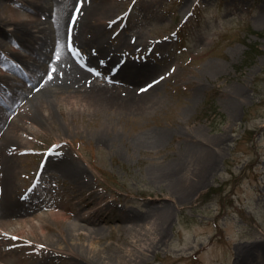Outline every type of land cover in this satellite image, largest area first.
Listing matches in <instances>:
<instances>
[{"label": "rangeland", "instance_id": "obj_1", "mask_svg": "<svg viewBox=\"0 0 264 264\" xmlns=\"http://www.w3.org/2000/svg\"><path fill=\"white\" fill-rule=\"evenodd\" d=\"M20 1L24 3V0H2L0 11L32 14L20 7ZM135 1L121 2L119 11L125 13L124 21L109 25L107 30L112 37L119 31L121 38L127 40L132 34L143 37L138 47L145 49L138 53L158 42H170L166 47L171 52L170 60L163 69H158L167 73L155 93L160 100L155 108L123 115L114 121L99 111L68 113L63 103L51 108L57 124L37 135L29 133L28 128L34 131L35 127H28L24 121L26 111L22 106L12 110L7 124L19 129L27 148L19 154L23 173L20 190L14 195L18 197L30 183L38 156L43 157L47 147L62 139L65 143L61 148L84 168L88 182L114 204L108 218L96 217L95 223L105 230L96 239L98 243L94 246L98 249L109 252L110 247H121L124 253H140L143 259L138 264H234L242 247L257 242L264 245V23L254 20L262 11L264 0ZM187 15L185 25L182 21ZM125 20L128 22L123 29ZM181 33L183 36L177 41L176 34ZM3 41L6 44L3 51L12 48L26 53L11 31ZM130 50H135V46L116 52L118 58L121 54L129 57ZM70 52H78L83 59V51L72 48ZM130 62L122 58L125 65ZM10 63H0V74L7 73L24 82L19 74L8 69ZM216 68L221 72L212 75L210 72ZM227 100L237 101L233 112L225 107ZM72 117L76 120H71ZM23 124L25 128L20 129ZM103 125L105 130L99 135ZM190 136L204 140L203 147L212 150V161L216 160V164L211 169L212 162L208 160L203 180L175 203L167 200H174L169 180L160 184L152 170L178 164L181 155L188 151L184 147L189 145ZM152 143L158 145L153 147ZM49 175L65 197L64 182ZM45 193L46 199L56 194ZM174 194L175 198L181 196ZM159 199H165L171 211L161 237L158 231L132 236L130 230L119 231L121 225L116 227L118 223L110 221L122 212L146 211L147 203ZM61 203L41 206L38 213L62 208L73 218L77 210L72 212V207L77 208L67 203L69 206L64 209ZM90 209L84 207V211ZM30 218L35 219V214ZM89 223L94 224L90 220ZM49 225L52 230L46 231L53 232L48 235L58 234L60 225L55 221ZM148 229L149 226L143 227L141 231ZM61 259L52 256L51 264H61ZM21 262L30 264L31 258Z\"/></svg>", "mask_w": 264, "mask_h": 264}, {"label": "bare ground", "instance_id": "obj_2", "mask_svg": "<svg viewBox=\"0 0 264 264\" xmlns=\"http://www.w3.org/2000/svg\"><path fill=\"white\" fill-rule=\"evenodd\" d=\"M124 1L24 0V5L20 7L27 8L32 14L21 10L0 11V55L5 48L3 37L9 36L11 31L20 41L19 47L26 53L12 48L6 53L18 60L30 78L25 82L27 87L21 80L17 82L19 85L14 86L12 81L15 77L0 74V89L11 85L12 89L19 92V95L13 94V107L22 104V109L26 111L24 121L28 127H35L34 131L28 128L29 133L33 135L54 127L57 119L51 108L63 103L68 113L79 111L82 115L99 111L113 121L123 115L155 108L160 100L158 94L155 95L162 86L160 76L144 81L147 80L146 73L153 75L160 72L158 68L148 66L149 62L137 61L124 66L116 53L125 52L131 46H135V50L128 53L144 50L138 47L143 43V37L132 34L130 40L115 39L107 30L115 19L124 17L119 11ZM2 3L0 0V6ZM254 20L259 24L264 23V6L254 16ZM6 26L11 29L7 31ZM108 43L111 47H108ZM160 47L166 49L164 45ZM72 48L83 51L84 58H79L78 52L71 53ZM120 57L129 59L122 54ZM88 66L95 68L98 75ZM220 70L216 68L210 73L217 75ZM236 103L227 100L224 105L233 112ZM7 118L0 108V264H22V260L30 258V264H51L52 256L61 257V264L140 263L143 259L140 253H124L121 247L117 249L110 246L105 247L112 250L104 252L94 246L96 239L105 234L104 228L95 223V217L108 218L113 204L88 182L80 163L63 150L42 159L38 170L41 166V175L51 173L64 182L68 204L76 207L78 212L70 218L62 208L42 214H35L36 205L32 207L33 210L22 208V203L14 194L20 190L19 181L23 173L20 152H26L27 148L21 140L19 129L7 124ZM71 120L76 118L72 117ZM23 128L24 124L20 126V129ZM104 130L103 125L99 135H103ZM28 138L31 139L30 135ZM189 140V145L184 147L188 151L181 155L178 164L167 169L152 170L157 182L161 184L169 180L171 192L181 195L175 198V194L171 193L174 200L166 198L175 203L190 193L195 183L203 180L210 162L208 160L212 162L211 169L216 164V160L212 161V150L203 147L204 140L200 141L196 136H190ZM57 142L56 145L61 146L63 140ZM152 145L154 147L158 143ZM157 201L147 203L146 211L134 214L122 212L110 218V221L118 223L116 227L121 225L119 231L130 230L132 236L159 232L158 237H161L165 234L171 211L166 207L165 199ZM84 207L91 208L87 216H83L86 215ZM34 214L36 218H30ZM89 220L94 224H90ZM50 221L60 225L58 234L53 236L48 235L53 231H46L52 230ZM147 226L148 231H141ZM67 239L72 245L66 242ZM238 253L234 264H264V245L260 242L242 247Z\"/></svg>", "mask_w": 264, "mask_h": 264}]
</instances>
